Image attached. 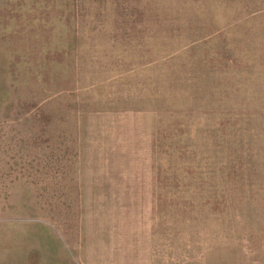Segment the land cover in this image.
Returning <instances> with one entry per match:
<instances>
[{
	"label": "rangeland",
	"instance_id": "rangeland-1",
	"mask_svg": "<svg viewBox=\"0 0 264 264\" xmlns=\"http://www.w3.org/2000/svg\"><path fill=\"white\" fill-rule=\"evenodd\" d=\"M0 264H264V0H0Z\"/></svg>",
	"mask_w": 264,
	"mask_h": 264
},
{
	"label": "trees",
	"instance_id": "trees-1",
	"mask_svg": "<svg viewBox=\"0 0 264 264\" xmlns=\"http://www.w3.org/2000/svg\"><path fill=\"white\" fill-rule=\"evenodd\" d=\"M202 127V126H201ZM201 133H202V137L203 136H205V132H204V129L203 128H201ZM207 137V138H206ZM206 137H204L203 139H202V147L204 148V149H206V151L205 152H209L210 153V151L215 147V148H217V144H216V142H217V132L215 131V124H214V122L213 123H211L210 125H209V127H208V132H207V136ZM250 137H251V134H248V133H246L245 134V136L242 138V139H240V141L242 142V141H244V140H249V141H251V139H250ZM237 138V137H236ZM234 139V138H233ZM234 140H237V139H234ZM220 145V144H219ZM218 145V146H219ZM246 144H243V146H245ZM236 146V145H235ZM251 148V143H249L248 144V149H250ZM210 156V154L206 157V158H204V156H203V159H204V164H206V168L205 169H207V170H209L210 169V171H213V170H215V167H213L212 166V162L209 164V162H210V160H208V157ZM208 160V161H207ZM231 160L232 159H229V161L228 162H231ZM209 164V165H208ZM208 165V166H207ZM212 166V167H211ZM243 170V169H242ZM214 174L212 173V176L210 177V179H209V181H208V184H214V181H213V176ZM215 194H217V192L215 193ZM217 200V199H216ZM216 200H213L214 202H216L217 203V201Z\"/></svg>",
	"mask_w": 264,
	"mask_h": 264
}]
</instances>
